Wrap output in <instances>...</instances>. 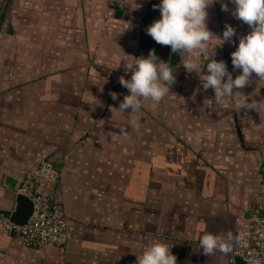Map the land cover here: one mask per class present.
<instances>
[{
    "label": "crops",
    "instance_id": "crops-1",
    "mask_svg": "<svg viewBox=\"0 0 264 264\" xmlns=\"http://www.w3.org/2000/svg\"><path fill=\"white\" fill-rule=\"evenodd\" d=\"M149 2L0 0L14 81L0 90V212L14 209L26 171L51 161L59 178L43 187L67 219L66 243L44 247L25 245L0 220V264H136L158 241L177 264H228V254L204 255L198 243L208 233L236 236L264 197V108L245 107L264 103V80L253 73L249 86L217 102L179 54L158 48L174 69L170 94L155 108L145 100L139 111H118L129 94L119 79L131 78L124 61L150 52L140 45ZM234 10L217 0L206 20L217 38L225 24L236 30L234 43L214 48L233 79L241 70L231 53L251 31Z\"/></svg>",
    "mask_w": 264,
    "mask_h": 264
},
{
    "label": "clouds",
    "instance_id": "clouds-1",
    "mask_svg": "<svg viewBox=\"0 0 264 264\" xmlns=\"http://www.w3.org/2000/svg\"><path fill=\"white\" fill-rule=\"evenodd\" d=\"M217 0H160L159 5H153L159 9L161 18L155 20L146 32L151 38L162 46H170L172 53L179 54L181 63L187 72H195L202 81L203 88L214 90L215 100L223 102L225 98L233 96L234 89L242 90L252 83L253 73L264 80V0H230L235 6L232 12L234 18L247 24L251 31L239 38L238 47L231 53L233 70H241V74L233 79L232 73L227 69L223 60L215 59L214 48L225 42H233L236 30L225 24L222 39L215 37L207 28V8ZM133 9L137 8L136 0H132ZM221 10L228 12L226 3L221 4ZM213 37L218 44L213 45ZM206 65L207 74L202 73V65ZM125 68L131 72V78L121 77L119 83L129 90L119 104L118 111L125 113L139 111L142 101L151 100L152 107L159 105L162 99L170 94L167 86L174 80V69L169 63L160 60L155 50H150L147 58H136L135 63L124 61ZM243 96L240 91H236ZM109 95L115 101L118 94L110 92ZM264 108V103L254 101L245 104L249 109ZM133 127L139 125L133 121ZM239 236L232 233L213 234L201 236L198 248L204 255L211 256L217 251L227 255L233 251ZM136 264H177V257L171 252V247L163 242H155L147 246L137 255ZM254 264H261L255 260Z\"/></svg>",
    "mask_w": 264,
    "mask_h": 264
},
{
    "label": "built area",
    "instance_id": "built-area-1",
    "mask_svg": "<svg viewBox=\"0 0 264 264\" xmlns=\"http://www.w3.org/2000/svg\"><path fill=\"white\" fill-rule=\"evenodd\" d=\"M3 1V0H2ZM120 5L119 1L116 3ZM59 173L51 161H42L26 171L15 194H22L32 201V213L20 225L10 219L11 212H0V220L9 234L17 235L27 246H63L67 239V219L55 202L54 194L44 190L43 182L56 183ZM240 239L228 254V264H264V197L251 209L249 225L238 231Z\"/></svg>",
    "mask_w": 264,
    "mask_h": 264
},
{
    "label": "trees",
    "instance_id": "trees-1",
    "mask_svg": "<svg viewBox=\"0 0 264 264\" xmlns=\"http://www.w3.org/2000/svg\"><path fill=\"white\" fill-rule=\"evenodd\" d=\"M160 0H150V2L146 6V12L142 19V27H141V39L140 45L144 48H147L149 51L154 49L155 52L158 50L163 51L165 55H171L170 46H162L157 44L151 36H149L146 32V29L155 21L161 18V13L159 9H154L153 5H159Z\"/></svg>",
    "mask_w": 264,
    "mask_h": 264
},
{
    "label": "water",
    "instance_id": "water-1",
    "mask_svg": "<svg viewBox=\"0 0 264 264\" xmlns=\"http://www.w3.org/2000/svg\"><path fill=\"white\" fill-rule=\"evenodd\" d=\"M15 202L16 204L14 209L11 211L10 219L17 224L22 225L26 223L27 219L32 213V201L28 197L22 194H16ZM236 264H241V263L237 261Z\"/></svg>",
    "mask_w": 264,
    "mask_h": 264
},
{
    "label": "rangeland",
    "instance_id": "rangeland-1",
    "mask_svg": "<svg viewBox=\"0 0 264 264\" xmlns=\"http://www.w3.org/2000/svg\"><path fill=\"white\" fill-rule=\"evenodd\" d=\"M3 4H1L2 6ZM2 24V23H1ZM0 58H2V60H0L1 65H0V90H5L8 89L9 87L13 88V82L12 79H10V75L8 74V70H10V68H12V65H10L8 63V59L9 57V49L0 44ZM14 67V66H13ZM5 78V79H4ZM12 85V86H10ZM2 92H0L1 94ZM3 99V98H2Z\"/></svg>",
    "mask_w": 264,
    "mask_h": 264
}]
</instances>
